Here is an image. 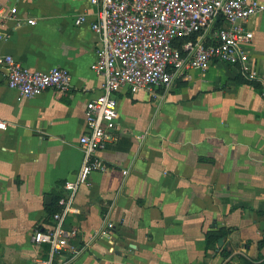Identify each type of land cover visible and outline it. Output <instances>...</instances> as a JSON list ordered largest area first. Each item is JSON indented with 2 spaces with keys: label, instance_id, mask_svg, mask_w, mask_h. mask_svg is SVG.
Masks as SVG:
<instances>
[{
  "label": "crops",
  "instance_id": "1",
  "mask_svg": "<svg viewBox=\"0 0 264 264\" xmlns=\"http://www.w3.org/2000/svg\"><path fill=\"white\" fill-rule=\"evenodd\" d=\"M0 8V56L71 76L67 92L26 99L7 87L0 67V264H39L48 248L30 238L52 225L47 207L66 195L63 183L81 166L85 107L102 84L90 70L98 6L0 0ZM79 15L86 20L76 26ZM243 27L253 34L245 49L261 82L213 62L168 89L116 94L117 127L99 153L109 170L91 174L76 194L77 212L65 224L76 237L54 264H236L257 256L264 242V12Z\"/></svg>",
  "mask_w": 264,
  "mask_h": 264
},
{
  "label": "built area",
  "instance_id": "2",
  "mask_svg": "<svg viewBox=\"0 0 264 264\" xmlns=\"http://www.w3.org/2000/svg\"><path fill=\"white\" fill-rule=\"evenodd\" d=\"M90 2L98 6L96 20L90 25L98 38L90 70L102 78V84L99 94L85 107L86 133L78 141L83 154L81 166L63 184L66 195L58 202L59 210L52 216V225L35 230L30 238L34 245L48 248L47 258L39 264H54L55 257L70 247L76 233L68 231L65 224L77 212L76 194L91 174L109 170L99 153L113 140L117 127V93L168 89L187 72H204L213 62L237 68L249 82H261L245 49L253 34L243 27L250 17L264 12V4L258 0ZM4 17L6 13L0 8V19ZM85 20V15H79L74 23L80 26ZM28 24L35 22L29 20ZM0 67L5 71L7 87L26 99L48 90L64 93L70 88L71 76L65 68L36 71L11 56H0ZM5 129V124L0 123V130ZM71 251L74 255L79 252L73 246Z\"/></svg>",
  "mask_w": 264,
  "mask_h": 264
},
{
  "label": "trees",
  "instance_id": "3",
  "mask_svg": "<svg viewBox=\"0 0 264 264\" xmlns=\"http://www.w3.org/2000/svg\"><path fill=\"white\" fill-rule=\"evenodd\" d=\"M255 83V82H253ZM259 88H261L259 85H258ZM262 93H264V89L262 88ZM64 184V183H63ZM64 197V195L60 194V195H56L54 197V200H53V203L52 205H50L49 207H47V213L48 215L52 218V216L59 210V207H58V202L60 199H62ZM210 237V236H209ZM209 237H207V240H209ZM264 242L261 240L257 243V250L258 252L260 250H262L264 248ZM243 259V260H242ZM241 259V263L240 262H237L236 264H255L256 263V259L252 260L250 259L251 262H248L247 259L244 260V258ZM261 264H264V261L261 263Z\"/></svg>",
  "mask_w": 264,
  "mask_h": 264
},
{
  "label": "rangeland",
  "instance_id": "4",
  "mask_svg": "<svg viewBox=\"0 0 264 264\" xmlns=\"http://www.w3.org/2000/svg\"><path fill=\"white\" fill-rule=\"evenodd\" d=\"M246 257H244V260L245 259H247L248 260V262H251L250 261V259H252L251 258V255L250 254H248V255H245ZM256 257V258H255ZM254 257V259H256V263L255 264H261L263 261H264V248L262 249V250H260L259 252H258V254H257V256H255ZM254 259H252V260H254ZM243 260V259H242ZM238 261H239V259H238ZM237 261H235V263H236ZM240 263H241V261H240ZM232 264H234V263H232Z\"/></svg>",
  "mask_w": 264,
  "mask_h": 264
},
{
  "label": "water",
  "instance_id": "5",
  "mask_svg": "<svg viewBox=\"0 0 264 264\" xmlns=\"http://www.w3.org/2000/svg\"><path fill=\"white\" fill-rule=\"evenodd\" d=\"M222 243H223V239L220 238V239L218 240V246L221 247V246H222Z\"/></svg>",
  "mask_w": 264,
  "mask_h": 264
}]
</instances>
